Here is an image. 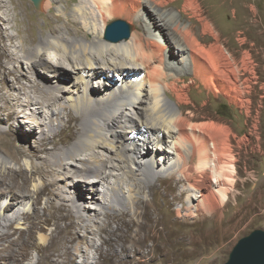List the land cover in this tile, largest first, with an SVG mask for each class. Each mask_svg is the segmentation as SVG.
<instances>
[{
  "label": "bare ground",
  "instance_id": "1",
  "mask_svg": "<svg viewBox=\"0 0 264 264\" xmlns=\"http://www.w3.org/2000/svg\"><path fill=\"white\" fill-rule=\"evenodd\" d=\"M227 1V7H232L241 0ZM54 3L57 0H37L33 7L46 11ZM153 4L161 7L165 0H153ZM150 8L144 0H79L71 9L70 19L86 34L79 36V29L69 30L67 23L62 29L49 23L40 41L33 43L28 30L22 35L17 29L16 42L7 33L17 14H10L6 3L0 0V21L8 26L0 28V116L5 113L9 122L8 129L0 127V211L10 212L16 203L32 206V213L25 208L16 209L12 217L0 218L1 264L22 260L26 256L19 251L22 246L31 242L34 233L45 232L50 225L54 226L51 235H39L36 248L42 252L50 250L54 264H65L68 258L76 264H87L89 255L109 254L111 248L102 249L109 241L102 234L111 219L124 214L131 215L137 233L148 226L156 230L158 247L173 242L176 234L170 229L166 233L157 203L148 199L149 191L154 195L162 192L165 177L182 182L179 192L185 196V207H177L173 225L181 223L182 215L196 218L195 225L200 214L210 218L216 214L223 219L228 211V193L234 191L237 183L241 184L231 146V138L236 135L227 121L203 114L196 106L193 110L189 87L203 85L208 99L210 95H222L244 110L247 117L250 96L258 87L262 94L252 125L258 129L259 109H264V82L257 72L261 64L252 60L248 50L235 57L227 49L203 15L198 0H185L184 8L194 11L199 28L191 19L188 25L181 24L172 13H156ZM56 9L58 16L68 13L60 6ZM102 10L124 14L135 20L139 29L126 40H105ZM252 12L258 17L256 8ZM260 25L257 20L252 24L255 40L251 45L259 47L261 55L264 31H256ZM170 30L178 39L171 37ZM237 37L242 48L247 45L243 33ZM1 39L11 44H2ZM17 51L26 64L22 78L17 74ZM3 55L9 57L7 64L1 61ZM186 69L189 84L182 75ZM55 98L58 109L53 115L49 107ZM207 103L208 100L200 107ZM41 108L48 116L37 117ZM61 109H69L71 118L79 121L72 143V135H64L67 121L60 116ZM17 117L37 126L36 134L40 135L28 168L17 167L16 153H29L12 144L21 135L12 128ZM43 126L49 134H45ZM45 142L52 147L47 148ZM244 143V138L236 140L240 151ZM35 175L40 178V185L32 186ZM171 190L164 189L166 194ZM237 195L236 199L242 197L241 193ZM43 196L46 198L40 211ZM236 209L234 226L245 218L243 210ZM21 216L29 223L28 228L6 231ZM82 230L84 234L79 238ZM121 230L122 225L117 222L110 231L121 242L120 251L127 250L125 241L131 247L141 243L137 233L129 236ZM117 255L118 252L109 254Z\"/></svg>",
  "mask_w": 264,
  "mask_h": 264
},
{
  "label": "rangeland",
  "instance_id": "2",
  "mask_svg": "<svg viewBox=\"0 0 264 264\" xmlns=\"http://www.w3.org/2000/svg\"><path fill=\"white\" fill-rule=\"evenodd\" d=\"M3 1L7 5L9 13L17 15L13 22L9 24V27L7 24L0 21V28L8 27L7 33L14 36V39L16 38L14 40L15 42L18 39L17 29L21 30L22 35L24 33L26 34V31L28 30L29 37L33 43L40 41L43 35L44 27L46 24L49 26V23H51L50 25L56 29H62V26L67 23L69 30H75L74 28L79 29V36L86 34L70 19L71 9L76 3H78L79 0H57V3L52 4L50 9L46 11L35 10L33 7V0ZM144 1H146L151 7L150 9L156 13H172L173 17L178 19L181 24L188 25L191 19L194 27L195 25L197 28L200 26L199 23L195 21V18H193V16L195 17L194 11L184 8L185 0H165V4H162L161 7H157L153 4V0ZM157 1L160 2V0ZM198 2L203 15L213 24L220 38L224 41L227 49L235 57H238L242 50H248L252 60L261 64V68L257 72L261 77L260 81L264 82V53L262 52L260 55L258 52L259 47L254 48L251 45L255 40L254 29L252 27L255 20L261 22L260 27L256 31H264V0H241L238 3H235L232 7H227V0H198ZM57 6L62 7L63 10L68 12L67 15L58 16L56 9ZM254 8L257 10L258 17H254L252 12ZM103 13L105 17V27L112 21L122 20L130 26L131 32L139 29L138 23L135 20L127 18L120 12H115L114 14L103 11ZM15 21L18 23V26H15ZM28 24L32 25L30 26V29H28ZM239 32L243 33V35L247 38V45L243 48L237 41V34ZM150 33L154 34L151 30ZM170 33L172 34L171 37H174L175 40L178 39V37L173 34L171 30ZM261 40V47L264 49V36ZM2 44L8 46L11 43L6 39L3 40ZM11 49L14 50L13 47ZM17 53L19 52L17 51ZM8 60L9 57L6 55L1 57V61L3 63L7 64ZM25 65L24 56L19 53L16 66L18 67L17 74L21 78L24 77L22 73L25 72ZM186 70L182 71V75L184 76L185 83L189 84V71L188 69ZM74 77L75 76L71 74V79L73 78V81ZM46 89L47 92H49L47 86ZM255 90L250 96L251 108L249 116L247 117L244 110L241 111L237 106L230 103V101L222 95H219L217 98L210 95V98L208 99L206 94L207 91L203 85H200L198 88L195 87V84L190 85L189 87V97L191 104L194 106L193 110H195L196 106L203 114H211L212 116L219 117L227 121L231 126L232 133L236 135L235 139L231 138V146L233 152L232 154L236 158L233 164L236 169V175L241 184L237 183L234 191H229L226 206L228 211L225 212L223 219H220V217L216 214L210 218L207 215L201 216L199 213L200 215L197 218L198 221L194 225L193 222L196 221V218L189 217L187 219V217L182 215L181 218H179L181 223L173 225V221L177 219V207L180 209H184L185 207V196L179 192V187L182 185V182L175 180L169 181L167 177H165L163 178L164 180H162V192L159 193V195H154L149 191L148 199L157 203L160 216L162 217L163 222L166 223V233H169L170 229L171 232L176 234V239L173 242L164 243V245L160 248L158 247L159 239H157L159 234L156 230L153 231L151 227L148 226L143 230H139V233H137L136 224H131V215L124 214V216L119 218L111 219V225L106 228L107 236L106 233L102 234V236L109 239L106 244L102 245L103 251L111 248L109 254L114 255L118 252V255L113 257L109 256V254L97 255L94 257L89 255L86 259L87 264H94L98 261H100L101 264H225L233 247L241 238L249 235L254 230L264 231V109H259L261 111V115L259 117V123L257 124L258 129L252 128L255 110L257 109V106H259V101L261 100L260 95L262 94V91H258V87H256ZM45 97H47L46 94ZM44 100V98L40 99L41 102ZM207 100V105L201 108L200 106H202ZM11 105L12 104L9 102V106ZM57 105L58 102L55 98L51 101V106L49 107V109L53 111V115L58 109ZM18 109H23L24 111L27 110L25 107H17V110ZM44 110V108H41V113L37 115L38 118L46 117V115L48 116V114L43 112ZM59 113L60 116L67 121V131L64 135L68 136L71 134L72 138L70 143H72L76 140L75 132L79 128V121L71 118L73 113L70 112L69 109H61ZM0 117L2 121L0 127L8 129L9 122L6 120L5 113H2ZM17 121L13 123L12 128L20 131L21 135L19 137L20 139L13 141L12 144L16 148L20 149L21 152L26 154L29 153V155L16 153V157L18 158L17 167L22 166L23 168H28L32 161L30 156L37 152L36 146H38L39 142L37 137L40 135L36 134V131L38 130L37 126H33L32 123L31 125L27 124V120L25 121L24 118L17 117ZM29 126L35 127L33 128L34 130L28 128ZM61 126L64 127L63 124ZM27 128L31 131H28ZM42 128L45 134L50 133L47 127L45 128L43 126ZM55 130L57 129L54 128V131ZM26 134H29L30 136L28 137ZM238 137L244 138L245 140V143L241 147V151L236 146V140L239 139ZM23 142L27 143L22 144ZM0 144L3 146V143L0 142ZM45 144L47 148L52 147L50 142H45ZM80 157L82 158V155ZM87 180H91L90 175H87ZM33 185H40V178L36 175L33 177L32 186ZM32 186L29 187L31 191L33 188ZM165 187H171L173 190L166 194L164 191ZM239 193L242 194V197L236 199L238 196L237 194ZM45 198L46 197L43 196L42 203L38 206L40 211L44 206ZM236 207L243 210L241 213L243 215L245 213V218L242 223L234 226L237 220H233L235 213L237 212ZM23 208H25L24 210L28 211V213H32L31 205L16 203V206H14L10 212L2 214L0 211V218H10L13 216V210H22ZM23 217L24 216L19 217L15 222L13 221L11 225H8L6 231L14 232L17 228H22L24 230L27 229L29 223L27 220L23 219ZM228 220L231 222L228 223ZM115 222L121 223L122 230L120 232L126 233L129 236H133L137 233V237L141 239V243L131 247L129 246L130 243L125 241L127 250L120 251L121 242L118 241L114 234L110 235V231L116 226ZM140 222H142V219L139 220V223ZM53 229L54 226L50 225L47 227L45 232L34 233L32 240L30 239L31 242L25 243L22 246V249L19 250L20 252L23 251L26 256L15 264H54L55 257L50 250L42 252L35 246L37 245L39 235L50 236ZM164 233L165 232H163V234ZM83 234L84 232L82 230L79 234V238ZM14 236L17 237V235ZM7 262L8 261H5L3 264H9ZM73 262H71V258H68V261L66 260L65 264H76V261Z\"/></svg>",
  "mask_w": 264,
  "mask_h": 264
},
{
  "label": "water",
  "instance_id": "3",
  "mask_svg": "<svg viewBox=\"0 0 264 264\" xmlns=\"http://www.w3.org/2000/svg\"><path fill=\"white\" fill-rule=\"evenodd\" d=\"M130 33L131 28L125 21L115 20L106 25L103 36L109 42H119L128 39ZM225 264H264V231L254 230L241 238Z\"/></svg>",
  "mask_w": 264,
  "mask_h": 264
}]
</instances>
